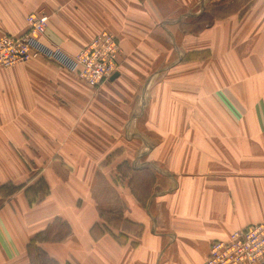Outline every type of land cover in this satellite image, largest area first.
I'll return each instance as SVG.
<instances>
[{
  "label": "crops",
  "instance_id": "obj_1",
  "mask_svg": "<svg viewBox=\"0 0 264 264\" xmlns=\"http://www.w3.org/2000/svg\"><path fill=\"white\" fill-rule=\"evenodd\" d=\"M223 1L0 0V38L36 15L70 55L102 32L123 52L97 90L42 60L0 71V188L21 187L0 264H204L264 223V0Z\"/></svg>",
  "mask_w": 264,
  "mask_h": 264
},
{
  "label": "built area",
  "instance_id": "obj_2",
  "mask_svg": "<svg viewBox=\"0 0 264 264\" xmlns=\"http://www.w3.org/2000/svg\"><path fill=\"white\" fill-rule=\"evenodd\" d=\"M28 30L21 36L0 38V71L33 60H45L77 75L93 89H99L118 73L122 49L111 34L97 35L76 55L42 41L47 21L30 15ZM204 264H264V224L233 232L226 240L212 243Z\"/></svg>",
  "mask_w": 264,
  "mask_h": 264
},
{
  "label": "rangeland",
  "instance_id": "obj_3",
  "mask_svg": "<svg viewBox=\"0 0 264 264\" xmlns=\"http://www.w3.org/2000/svg\"><path fill=\"white\" fill-rule=\"evenodd\" d=\"M218 1L220 2V0H210V4H208L209 6H212V12H214V16L216 17V16H220L221 15V12L223 13V14H226L227 12H229L230 10H220L219 11V9L220 8H217V9H213V6H217L218 5ZM222 1V4H224V2L225 1H223V0H221ZM213 14V13H212ZM211 20H213V18H211ZM209 24H211V21L209 20V17H207V15L205 16V21H203L202 22V24H201V28H206V26H208ZM103 33V32H102ZM106 33H108V32H106ZM110 34V33H109ZM112 35V34H111ZM115 37V36H114ZM116 38V37H115ZM117 39V38H116ZM118 40V39H117ZM119 41V40H118ZM92 42V41H91ZM120 43V42H119ZM90 45V44H89ZM121 46V45H120ZM122 49V48H121ZM122 54H123V52H122ZM121 57H122V55H121ZM42 60V59H41ZM120 60H121V58H120ZM42 61H44V62H46L47 64H49V65H52V66H55V67H57L56 65H54L53 63H51V62H48V61H45V60H42ZM31 62V61H30ZM26 63H29V62H26ZM21 64H25V63H21ZM17 65H20V64H17ZM17 65H15V66H17ZM14 67V66H13ZM12 68V67H11ZM57 68H59V67H57ZM81 79V78H80ZM102 87V86H101ZM92 88V87H91ZM97 90V89H96ZM108 161H110V159L108 160ZM120 173L122 174V172L120 171ZM10 185V184H9ZM9 185H5V187H7V186H9ZM142 185V184H141ZM12 186H14V185H12ZM147 187H148V184H146L145 185V187L143 188V190H145V191H147ZM35 188L36 189H38V192H35L34 194L32 193V191H31V193H30V195H31V197L32 198H35V199H37V200H39V199H41L42 198V196L43 195H45V194H47V190L44 188V185H43V183L42 182H39L36 186H35ZM17 192V191H16ZM15 192V193H16ZM15 193H13V194H15ZM0 194H4V195H9V188H4L1 192H0ZM12 194V195H13ZM262 224H264V223H262ZM259 225V224H258ZM243 229H245V228H243ZM240 230V229H239ZM137 232L139 231L138 229L136 230Z\"/></svg>",
  "mask_w": 264,
  "mask_h": 264
},
{
  "label": "trees",
  "instance_id": "obj_4",
  "mask_svg": "<svg viewBox=\"0 0 264 264\" xmlns=\"http://www.w3.org/2000/svg\"><path fill=\"white\" fill-rule=\"evenodd\" d=\"M4 188H9V195L7 196H11L13 193H15L16 191H18L21 187H18V186H12V185H9L7 187H2L0 188V192L4 189ZM45 188V186H44ZM65 231V230H64ZM41 238V236H39V239ZM62 238V237H61Z\"/></svg>",
  "mask_w": 264,
  "mask_h": 264
},
{
  "label": "water",
  "instance_id": "obj_5",
  "mask_svg": "<svg viewBox=\"0 0 264 264\" xmlns=\"http://www.w3.org/2000/svg\"><path fill=\"white\" fill-rule=\"evenodd\" d=\"M117 76H118V74H115V75L112 77V80L115 79Z\"/></svg>",
  "mask_w": 264,
  "mask_h": 264
}]
</instances>
